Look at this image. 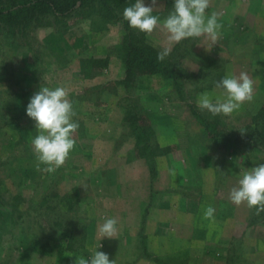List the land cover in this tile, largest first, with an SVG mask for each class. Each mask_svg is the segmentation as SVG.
Returning <instances> with one entry per match:
<instances>
[{
    "label": "rangeland",
    "instance_id": "1",
    "mask_svg": "<svg viewBox=\"0 0 264 264\" xmlns=\"http://www.w3.org/2000/svg\"><path fill=\"white\" fill-rule=\"evenodd\" d=\"M102 2L59 20L5 21L24 31L0 32V264H74L97 250L114 260L129 214L157 206L169 193L190 195L180 207L189 209L195 224L209 205L215 213L209 243L195 246L190 261L154 258L159 264H264V212L229 201L243 174L264 163V0H210L206 15L215 12L223 25L214 45L208 37L169 45L161 25L151 35L137 31L156 52L170 48L168 71L137 75L126 86L125 33ZM131 2L122 9L111 2V10L123 17ZM159 5L153 15L162 21L173 0ZM89 57L106 66L85 74ZM241 72L253 81L250 102L227 117L198 108L202 93L219 97L223 89L216 83ZM42 86L67 89L79 124L69 158L53 173L36 169L32 140L38 132L26 115ZM140 125L151 131L148 147L155 154L149 160L136 150L133 129ZM167 155L178 166L173 178L163 171L171 168ZM138 159L147 165L146 179L142 167L131 164ZM201 161L209 170L203 179L192 168ZM187 167L194 172L183 179ZM198 179L210 180L207 196ZM172 206L177 209L174 200ZM108 218L118 221V239L100 238Z\"/></svg>",
    "mask_w": 264,
    "mask_h": 264
},
{
    "label": "clouds",
    "instance_id": "2",
    "mask_svg": "<svg viewBox=\"0 0 264 264\" xmlns=\"http://www.w3.org/2000/svg\"><path fill=\"white\" fill-rule=\"evenodd\" d=\"M209 4L210 0H173L172 10L161 21L158 16L153 15L154 9L160 6L159 0H150L149 4L145 0H135L133 5L123 10L122 15L131 29L142 34L151 35L161 25L168 34L169 45L199 37H208L214 45L223 25L218 23L215 12L210 16L206 15ZM169 53L170 48L165 47L157 53V60L164 61ZM215 86L223 89L219 97L213 99L205 92L197 99L198 108L206 110L212 116H231L242 104L253 99V81L246 72H241L238 77L226 76ZM26 115L35 122L38 132L32 140L36 169L53 173L69 158L75 145L73 134L79 128V124L72 119L76 113L68 99L67 89L42 86L30 98ZM229 201L237 206L246 204L249 210H255L256 215L264 212V163L243 174L238 187L231 189ZM214 213L215 209L209 205L204 211V219H212ZM117 224L116 218L106 219L99 227L100 238L113 239L118 231ZM74 264H116V261L97 250L88 259L76 258Z\"/></svg>",
    "mask_w": 264,
    "mask_h": 264
},
{
    "label": "crops",
    "instance_id": "3",
    "mask_svg": "<svg viewBox=\"0 0 264 264\" xmlns=\"http://www.w3.org/2000/svg\"><path fill=\"white\" fill-rule=\"evenodd\" d=\"M171 159V156L167 155V165H171V168L167 169L165 167L163 171L165 174H170L173 178L175 177L173 169L178 166L175 161ZM201 162L202 166H190L194 169L196 168L195 172H200V178L203 179L204 175L209 176V170H205L204 167L206 166L203 164L204 161ZM131 164L132 166L137 165L142 167L143 173L141 172V174L142 177L146 179L149 174L148 168L146 169L148 172L144 170V168L147 167V165H145L146 163L138 159L136 161L133 160ZM190 164L193 163L190 162ZM128 166H130V164H122V167ZM200 167L202 168L201 170ZM189 172L194 171L187 167V169L180 174L184 179L187 175L188 177L189 175L191 176ZM198 182L202 186L201 194L203 195L205 192L207 196L210 193V180L206 179L204 181L198 179ZM189 196L188 194L184 196L179 193L165 194V196L162 197L163 199L161 198L165 201H161L160 199L161 202L159 201L157 206L147 209L144 208L142 211H137V214H129V226L125 232H123V236L120 235V250H117L115 253V255H117V257H115L116 263L158 264L154 258L160 257L167 258L168 260L175 257L177 259L180 258L184 262L190 261L187 258H190L193 254L195 246L201 245L203 247L204 244L209 243V240L205 236L210 226V219H204L202 213L201 216H197V222L195 224V218L191 215L192 213H189V209L187 208L184 210L183 207H180L182 204L181 202L185 201L184 199L189 198ZM173 200L177 209H174L172 206ZM215 230L217 231V228ZM197 232V236L194 237V233ZM114 239H118V234L115 235Z\"/></svg>",
    "mask_w": 264,
    "mask_h": 264
},
{
    "label": "trees",
    "instance_id": "4",
    "mask_svg": "<svg viewBox=\"0 0 264 264\" xmlns=\"http://www.w3.org/2000/svg\"><path fill=\"white\" fill-rule=\"evenodd\" d=\"M94 1L96 0H10L11 3L9 5H6L1 1L0 32L3 30L10 32L11 30L10 34L18 36L17 32L24 31V28L22 27L16 29L17 32H15V29H10V27L8 28L4 25L5 21L16 22L23 19L40 20L38 18H47L50 16L59 20L63 17L72 15L75 11L77 13L81 12V8ZM101 1H103L102 5L106 7L110 16L122 23L125 33L123 41L120 45L121 60L124 66L125 78L123 84L126 86L127 83L137 75L167 72L168 68L163 69L165 67L164 61L157 60L158 52L143 41L142 34H139L137 30L131 29L128 23L123 20L121 14L119 16L114 15L111 10V2L117 9H122L127 3V0ZM131 1L135 3V0ZM131 3H129V5H131ZM177 51L178 48H174V53ZM105 62L106 61L95 59L94 57H89L84 67L85 74L105 67ZM261 125L254 130L260 131ZM133 134L136 135L135 146L137 148L136 150H138L139 156L146 157V159L149 160L153 153L152 149H150L151 147H148V137L151 136L150 129L140 125L138 128L135 127L133 129ZM153 154H155V152Z\"/></svg>",
    "mask_w": 264,
    "mask_h": 264
}]
</instances>
